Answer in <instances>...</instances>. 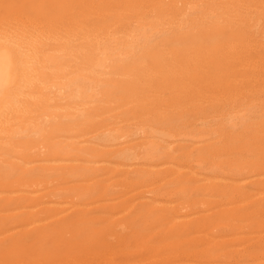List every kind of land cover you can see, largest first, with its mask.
<instances>
[{
	"label": "bare ground",
	"instance_id": "1",
	"mask_svg": "<svg viewBox=\"0 0 264 264\" xmlns=\"http://www.w3.org/2000/svg\"><path fill=\"white\" fill-rule=\"evenodd\" d=\"M148 1L93 0L75 16L72 0H0V264L110 251L112 234L97 225L124 215L137 226L116 235L118 264H264V0ZM154 38L176 44L164 76L197 96L171 112L175 121L230 108L218 141L183 136L180 161L156 137L134 154L131 130L114 123L99 138L70 141L74 127L109 109L111 82L129 81L122 50ZM245 97L260 107L255 116L241 108ZM239 142L245 153L225 158Z\"/></svg>",
	"mask_w": 264,
	"mask_h": 264
},
{
	"label": "rangeland",
	"instance_id": "2",
	"mask_svg": "<svg viewBox=\"0 0 264 264\" xmlns=\"http://www.w3.org/2000/svg\"><path fill=\"white\" fill-rule=\"evenodd\" d=\"M81 1L82 0H80V1L79 0H72V2L74 3L73 6H72V8L74 9L73 12H72V14L74 12L83 10L82 7H85V5H87L86 3H88V2L90 3L93 0H89V1L88 0H85L84 1L83 0L82 2H84V3H82ZM95 1H97V0H95ZM150 1L151 0L148 1L147 5H150ZM79 2L81 4H79ZM152 2H153V4L155 3L154 1H152ZM126 15L128 16V14H126ZM75 16H76V14H75ZM260 26L263 27L262 24ZM261 27H260V30L259 31L264 30V27L263 28H261ZM154 28H155L154 26L151 27V29H152L151 32H156L158 30V28H156V29H154ZM124 30H126V29H124V27H123L121 29V32L122 31L125 32ZM151 40H153V39H151ZM163 40L164 39H161V38H158V39L157 38H154L153 41H150L152 44L149 42L151 45H149V43L143 44L141 46V48L138 49L134 54L128 53L127 51H125V49H123L124 51L122 50V52H123L122 55L124 57L121 56L119 58L120 59L119 61H121L123 59H126L127 57L129 59L127 58L125 61L123 60L122 62H118V64H120V63L122 64V63L125 62L124 64H122L123 66H125V70H128V69H131L132 70V71L131 70H128V80H129L128 82L129 83L127 82L126 85H122V83L118 82L119 85L118 86H115L114 84H117V83L111 82L112 85H113L112 92L110 93V96L109 97H107V95L104 96V98L107 97L109 99L108 100L106 98V101H109V104L108 103H107L108 105L105 104V105H107V108H109V109H107L104 112H101V116H96L95 118L94 117H91V119L89 118L88 121L85 124H82V126L74 127V128H76L75 129L76 131L73 130L72 133H69L70 135L67 134V137L68 138L72 135V138L69 139L70 141H73L74 139H77L75 141H80V140H82L81 138H83V139H85V138H88V139L89 138H93V139L99 138L100 137L99 135H101V133H103L107 129L113 128L114 126H116L117 128L118 127L119 128H125L123 130H126V131L131 130L132 133L130 131H128V132L131 133V134H129V136H130L129 139H133L134 140V141L132 140L133 142H132V146H131L132 149H133V151H132V149H131V151L134 154H140V152H141V148L140 147L141 146L139 145V143L143 142L145 140V138H147V137L149 139H153V137H156V141L159 144L158 145V148L161 149V147H162V150H168V151H170V150L172 151V149H173V153H175L174 151H175V149H177L176 146L179 145L182 140H185L184 137H183L185 135L186 136L193 135L195 138L193 140L190 139V141H192V142L194 140L195 141H200V142L201 141L202 142H207V143L208 142L209 143H213L215 141L216 142L218 141V140H216L218 138L217 136H219L218 130H217V133L215 132V136H214V132L213 131H214V129H215L216 126H217L216 129H217L220 125L222 126V124H224L226 122V120H225L226 116L224 118L223 115H225V113L227 112V111H225V108L230 109L229 107L226 106L225 108H223L224 110L221 109L219 111H216V110H208L209 108L208 109L206 108V111H205L206 113L203 114V119H201V118L198 117V119L197 118L192 119V121H189V123L188 122L182 123L181 120L178 122V121H175L174 118L171 117V114L173 113V111L177 112V110L178 111L179 110H183V109L186 110V108L188 109V107H187L188 105L190 107V105L192 106L193 103H197L198 101L193 102V99H196L197 96H196V93H188V87H187V84L188 83H184L183 81L180 80V83L178 84L179 80L177 81L176 79H174V81H168L167 76H164V74H165L164 73L165 70H164V66H163L164 65V61L165 60H168L173 55H176L177 52H175V49H174L175 48V45H176V44H174V41L164 42ZM162 44H163V46H161ZM121 45H124V44H121ZM145 45H146V48L148 47L147 49H145ZM121 47H124V46H121ZM166 48H168V49H166ZM139 50H140V52H139ZM142 51L144 53H142ZM171 51H172V53H171ZM137 52H139V53H137ZM129 54H131V56H129ZM133 56H134V58H132ZM136 59H141V60L140 61L138 60V63H137V60ZM134 62H136V63H134ZM72 63H73V65H72ZM81 63H82L81 62V57L80 58L79 57H72L71 64L70 65H72V66L77 65V66H80V68L81 67H85L86 68V66L84 64L82 66ZM135 65H137V66H135ZM147 65H148V68L149 69L146 68ZM150 66H151V68H150ZM127 67H128V69H127ZM110 73H112V72H110ZM229 77L230 78L231 77L234 78L233 75H230ZM106 78H108V77H106ZM109 78L110 79H113V78L115 79V77L112 76V75ZM133 83H135V84H133ZM137 83H138V85H137ZM106 85H108V83ZM138 87H139V89H138ZM132 88L133 89H136V91L134 92V90H133L132 91L133 93H130L128 96H125V95H127L126 93L128 92V91H125V90L126 89L127 90H129V89L132 90ZM181 88L183 89V91L185 93L182 92V94H179V93H181ZM185 88H187V89H185ZM117 89H118V91H117ZM131 90H129V91H131ZM174 90H175V92H174ZM212 91H213V89L210 88V87H206L204 89L205 95L215 96V93L216 92H212ZM114 92H115V94H113ZM119 92H122V93L119 94ZM171 92H174V93H171ZM209 92H212V93H209ZM123 93H125V94H123ZM169 95L171 96V98H170ZM178 96H180V97H178ZM123 98H125V100ZM244 100H246V101L241 103V106H242L241 108H244V109L246 108L247 111H252V113H253L252 116H255L256 113L254 114V112L255 111L258 112L257 109L260 110V107L259 108L258 107L256 108V106L254 104V100H251V97H245ZM118 101H119V106H121V107H118ZM188 101H189V103H188ZM51 103H54V102H51ZM248 104H250V105H248ZM99 105L100 106L103 105V102L100 103ZM115 106H116V108H115ZM184 106H185V108H184ZM111 107H113V109ZM236 107H239V106L232 107L233 110H239V109H234ZM248 107H250V108L247 109ZM254 107L256 108L255 111L252 110V109H254ZM110 108L112 109V112H110L111 111ZM106 112L108 114H106ZM192 112H193V114H195V112H196V110L194 109V107L192 108ZM220 112H222V113L225 112V113L223 115L221 113V115H220ZM193 114H191L190 116L195 117ZM217 114H218V116L220 115L219 118H218ZM102 115H104V116H102ZM207 115L208 116L210 115V116L208 117ZM212 116L213 117L214 116L215 117L217 116L216 117V120L217 121ZM100 120L103 121L104 124ZM96 122H97V124H96ZM113 123H114V126H113ZM102 125H103V127L105 125V128H103ZM129 126H133V127H129ZM136 127L139 128L141 131H139V129H137ZM86 130H88V131H86ZM206 131H207V133H206ZM208 131H210L211 133H208ZM155 132H159L161 134L167 135L168 137L162 138L161 136L156 135ZM212 132H213V135H212ZM47 133H49L48 130H47ZM80 133H82V134H80ZM74 135L77 136V138H75ZM48 136L46 135V139L47 140H49V137ZM78 139H80V140H78ZM135 139H138V140H135ZM161 140L163 141V143L165 142V144H163L162 142H160ZM211 140H213V141H211ZM238 144L236 145V147L234 149H231V150H229V152L228 151L226 152V156L227 157L225 156V158H232L234 156H238V155H241V154L245 153V151H244V148H245L244 147V144L242 142H239ZM168 145H170V146L168 147ZM174 146H175V148H174ZM237 146L238 147L240 146L239 147L240 149ZM131 147H128V148H131ZM174 157L177 158L179 161L181 159L180 158L181 157L180 156V153H177V152L174 154ZM138 162L139 163H142L141 161H138ZM138 162L136 161V164ZM143 163H145V162H143ZM125 164L126 165H129V166L130 165H136L135 162H127ZM63 186H64L63 189H65L67 187L65 185H63ZM127 216L128 215H124L122 217L124 219H122L120 221V224H118V225H121V226H118V225L116 226L111 221L107 223L108 225H106V224H102L100 226L97 225L99 229L102 226H105V227L108 226L106 228V230H107L106 233L112 234V236H110V238H109L110 239L109 241L111 243V249H110V251H103L102 252L104 254V257L102 256L103 254L101 252H85V253L73 254V255L67 257L68 258V261L71 258L72 264H92V263L93 264H111V263H114V262H116L118 264L122 260L121 259V255L122 254L124 255V251L121 250V248L118 247V239H117V236L116 235L123 234V235H127V236H132L133 232L135 231V227L137 226V225L133 224L132 227H128L126 225L127 222L126 221L124 222V220H126V217ZM123 227H124V230H123ZM118 228H120V229H118ZM109 230H111V231H109ZM122 231H124V232L122 233ZM116 249H118V250H116ZM118 251H119V253H118ZM107 253L110 256H112L111 254H113V255L115 254V255L112 256V258L110 260L109 259V256L107 255ZM118 255H119L120 258L117 257ZM86 256H87V258H86ZM91 257H93V258H91ZM104 258H105L106 261L104 260ZM73 259H74V261H72ZM92 259H97V260L94 261ZM107 259H109V260H107ZM112 260L114 262H112ZM68 261H66L63 264H68L70 262V261L69 262ZM98 261L104 262V263H100V262L98 263ZM56 262L57 261H52V262H50V261H44V262H42L41 261V262H37L36 264H49V263L50 264H55ZM32 264H34V263H32ZM56 264H59V263H56ZM69 264H71V263H69Z\"/></svg>",
	"mask_w": 264,
	"mask_h": 264
}]
</instances>
